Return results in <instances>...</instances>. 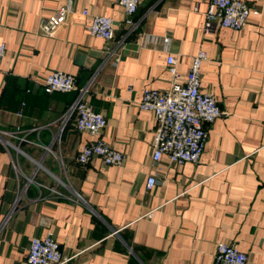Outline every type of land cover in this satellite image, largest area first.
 <instances>
[{"label": "crops", "instance_id": "0c3cea01", "mask_svg": "<svg viewBox=\"0 0 264 264\" xmlns=\"http://www.w3.org/2000/svg\"><path fill=\"white\" fill-rule=\"evenodd\" d=\"M246 1L252 10L242 30L206 34L210 0H141L138 27L127 36L118 0H71L74 14L48 37L41 21L69 0H0V132L20 127L26 137L0 139V223L11 214L0 264H27L31 241L50 234L67 264H214L220 243L264 264V0ZM84 10L113 20V41L91 36ZM165 36L167 48L145 40ZM201 51L202 89L224 115L198 164L164 157L154 167L157 123L139 107L143 92L185 84ZM57 71L73 76L77 90L46 94L38 83ZM88 86L106 127L100 136L80 132L74 116L60 132ZM97 139L125 154L124 165L78 163ZM154 172L158 184L148 191Z\"/></svg>", "mask_w": 264, "mask_h": 264}, {"label": "built area", "instance_id": "2783aa9c", "mask_svg": "<svg viewBox=\"0 0 264 264\" xmlns=\"http://www.w3.org/2000/svg\"><path fill=\"white\" fill-rule=\"evenodd\" d=\"M118 2L124 9V22L128 26L127 36H129L138 27L134 16L141 0H118ZM251 10L246 0H210L208 11L205 14L204 32L209 34L217 28L242 30L248 23ZM72 14H74V9L71 0H69L53 16L41 21L40 34L54 37L57 31L68 23ZM82 15L91 17L88 27L91 36L105 41L114 40L115 29L111 18L92 15L88 10H84ZM145 40L162 44L165 48L171 44L170 36L151 39L146 37ZM5 55L6 46L0 44V70ZM120 59L121 55H116L114 62L118 64ZM205 60H207V54L203 51L193 58L185 84L174 82L168 90L145 89L143 92L139 107L142 111L151 112L157 123L151 155L154 167H157L164 157H167L175 165L198 164L209 140L211 126L224 115L215 96L202 89L201 66ZM177 62V58L172 55L167 59L169 72L173 78L178 76ZM38 86L42 87L44 92L49 95L77 90L75 78L61 71L53 72L42 82H39ZM89 86L78 90L76 101L66 115L60 132L64 130L69 119L75 116V125L78 131L88 132L93 136L101 135L107 125V120L87 101ZM23 105L25 106V104ZM17 115L23 117V112H19ZM23 133L21 128L17 127L14 132H0V139L3 141L4 138H15L23 143L26 142V137L20 136ZM4 144L11 146L8 141H4ZM54 156L56 159L58 158L55 154ZM93 158H100L104 166L108 167H121L126 161L125 154L117 151L102 139L85 145L77 161L85 165ZM157 184V173L149 174L146 181L147 190H152ZM10 219L11 214L0 223V234L9 224ZM70 260L71 258L62 256L60 244L51 234L45 238H34L31 241L27 264H67ZM214 264H249V260L248 256L236 246L220 243L217 247Z\"/></svg>", "mask_w": 264, "mask_h": 264}]
</instances>
